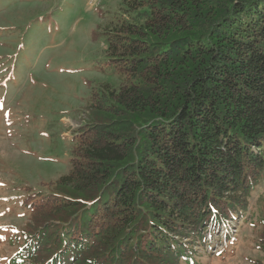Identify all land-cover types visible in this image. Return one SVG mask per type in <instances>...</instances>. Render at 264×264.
Listing matches in <instances>:
<instances>
[{"label":"trees","instance_id":"obj_1","mask_svg":"<svg viewBox=\"0 0 264 264\" xmlns=\"http://www.w3.org/2000/svg\"><path fill=\"white\" fill-rule=\"evenodd\" d=\"M125 5L106 49L125 82L93 96L69 172L0 264H206L211 226L264 185V0ZM258 225L264 264V205Z\"/></svg>","mask_w":264,"mask_h":264},{"label":"rangeland","instance_id":"obj_2","mask_svg":"<svg viewBox=\"0 0 264 264\" xmlns=\"http://www.w3.org/2000/svg\"><path fill=\"white\" fill-rule=\"evenodd\" d=\"M126 0H0V255L10 256L35 194L71 167L75 132L88 124L93 96L125 82L107 56L108 30ZM264 185L248 212L211 226L206 264H255ZM226 235L240 253L218 256ZM20 243L17 241V245ZM13 246V247H12Z\"/></svg>","mask_w":264,"mask_h":264}]
</instances>
